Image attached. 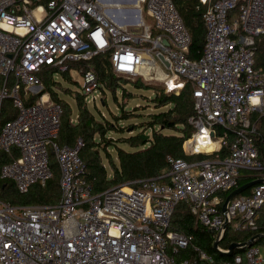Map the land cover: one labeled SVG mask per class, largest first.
Returning <instances> with one entry per match:
<instances>
[{
    "label": "built area",
    "instance_id": "built-area-1",
    "mask_svg": "<svg viewBox=\"0 0 264 264\" xmlns=\"http://www.w3.org/2000/svg\"><path fill=\"white\" fill-rule=\"evenodd\" d=\"M138 4L140 9L129 10L120 24L107 17L102 0H52L45 6L0 0V152L13 158L3 165L0 179L14 183L21 194L46 186L54 175L53 156L62 192L60 203L51 206H13L0 199V264H213L214 258L198 247V258L177 259L192 242L171 230L183 202L215 242L224 238L225 226L259 230L264 182L250 196L234 198L226 211L221 195L239 187L243 171L264 180L254 138L258 121L252 120L264 118V69L256 68L255 58L256 39L264 35V0H218L204 16L206 43L198 60L189 57L191 34L174 0ZM237 8L240 14L230 21ZM103 55H109L118 76L153 78L160 72L170 93L190 85L195 102L190 123L196 130L190 140L201 135L205 144L218 143L212 156L227 141L216 128L233 131L230 155L192 163L168 157L170 168L163 176L95 194L80 155L83 140L75 146L58 142L62 106L48 93L30 106L25 98L42 91L45 68L70 73L73 66ZM76 71L87 104L104 97L93 66ZM8 100L16 117L1 126ZM188 141L187 156L203 154ZM263 248L254 245L228 264H264Z\"/></svg>",
    "mask_w": 264,
    "mask_h": 264
},
{
    "label": "trees",
    "instance_id": "trees-1",
    "mask_svg": "<svg viewBox=\"0 0 264 264\" xmlns=\"http://www.w3.org/2000/svg\"><path fill=\"white\" fill-rule=\"evenodd\" d=\"M34 1L35 6H45L52 0ZM217 1L210 0L207 4H203L200 0H174L184 24L191 34L192 43L189 57L193 60H198L203 53L206 43L204 16ZM239 14L240 9L237 8L230 13L229 20L232 21ZM255 58L256 68L264 69V35L256 39ZM89 66H93L99 76L103 95L105 96L108 92L112 93L114 100L119 105L120 116L114 117L115 122L119 123L122 120L136 118V115H139L135 112L138 110L129 111L123 106L122 101L124 99H134L135 95L127 89L126 86L128 84H132L136 90L154 91V97L149 100V103H153L156 109L160 110L157 113L149 114V122L145 126L147 131H151L150 137L143 134H135L122 138L124 145L136 149L132 153L127 152L117 145V143H120L118 140L107 137L109 132L123 133L124 131L120 130L110 120H98L88 108L84 94L77 93L74 95L70 90L63 89L61 84L53 78L54 73L57 71L52 67H47L40 73L42 91L38 95H28L25 98V103L28 106L33 105L42 95L48 93L54 103L62 106L64 114L58 142L62 146H75L79 139L83 140L84 146L80 155L85 164L86 177L92 184L95 194H100L119 185L163 176L164 172L170 168L168 157L184 159L192 163L213 158L225 159L230 155L236 134L233 131H225L222 128L216 129L221 135L227 134V141L217 153L212 156L206 154L187 156L185 154L184 144L192 139L196 133L195 128L190 123V119L195 116V102L190 85H187L180 92L170 93L165 91V89L160 90L161 88L153 87L151 84L141 81L131 83L127 80V77L118 76L113 72L109 55L97 57L89 62H82L73 66V68L76 70L84 69L85 71ZM60 73L64 74V77L70 82H73L68 75V71ZM58 89H62L66 95H73L78 109L76 120H74L71 105L61 99L58 95ZM121 89V103H119L117 93ZM103 103L107 105L104 97ZM15 117L16 111L8 100L4 103L1 126ZM252 120L254 122L258 121V128L254 138L261 159L264 161V118L258 120L256 115H254ZM164 131H169V133H164ZM190 143L193 144V140L191 142L188 141L187 144ZM111 146L115 147L118 164L114 161L111 154L108 153L107 149ZM217 148L219 146L212 147L209 150L203 149L205 152H199L209 153ZM101 150L107 156L106 159L113 172L111 176H109L108 169L105 166ZM13 157L17 158L18 153L15 152ZM12 160L11 156L0 153V172L3 165L12 162ZM51 168L54 175L46 186H34L27 194L19 193L14 183L0 179V199L13 206H51L59 204L62 197L60 170L57 160L53 156L51 158ZM255 175L253 172L243 171L238 186L240 187L257 180ZM252 191L253 188H250L241 195L250 196ZM228 195H224V202ZM258 224L260 228L257 232H239L230 225L224 238L219 243V247L228 250L233 243H245L257 234H264V207L261 209V218ZM171 230L186 234L192 238L190 247L177 257L178 260L198 258L199 254L195 251V247L212 256L214 258L213 264L231 263L235 255L243 254L246 251L243 249L235 250L232 256L218 252L214 248L215 238L213 233L196 225L195 216L191 212L190 205L184 202L180 203L175 210L171 221ZM256 245L264 246V239L257 241Z\"/></svg>",
    "mask_w": 264,
    "mask_h": 264
},
{
    "label": "rangeland",
    "instance_id": "rangeland-1",
    "mask_svg": "<svg viewBox=\"0 0 264 264\" xmlns=\"http://www.w3.org/2000/svg\"><path fill=\"white\" fill-rule=\"evenodd\" d=\"M112 5H117V3H113ZM108 7H111L112 9H117V8H114V6H108ZM120 8L128 9V10H139L140 9V7L138 6V3H134V2H128V3H123V4L121 3ZM103 9L104 10L106 9L105 5H103ZM109 11L111 12V10ZM105 13L108 16L110 14V13L108 14L107 11H105ZM68 75L72 78L73 82H77V83L70 82L66 77H64V74L60 72H55L53 78L61 84L63 89L70 90L74 95L77 93L81 94L83 92L82 91L83 78L81 74H79L75 69L72 68V71L68 73ZM162 78L163 76L159 72V73L154 74L153 78H150L149 76H145V75H140V76H137L136 78H127V80L131 83L135 81H141L147 84H151L153 87L161 88L160 90L165 89V91H167L166 85L162 81ZM126 87L129 91L133 92L135 95H134V99H131V100L124 99L122 101L123 106L125 107L126 110H129V111L133 109L138 110V111H135L136 114H139V115H136L137 116L136 118H131L129 120H122L119 123L115 122L114 117L120 116V108H119L118 103L114 100L113 94L110 92H108V94L104 96L107 102V105L103 103V98H101L102 96L101 94L95 103L94 102L88 103V108L91 110V112L96 116L98 120H101V121H103V119L110 120L113 124H116L117 127L120 128V130L124 131L123 133H117L114 131L109 132L107 137L109 139L111 138L113 140H118L120 142V143H117L119 147H122L127 152L132 153L136 149L130 146L124 145L122 143V140H123L122 138H125V137L127 138L135 134H143L145 136L150 137L151 131L149 130L147 131L146 126H145L146 123L149 122V114L157 113L160 110L156 109L153 103H149V100L154 97V91L136 90L132 84H128ZM58 91H59L58 95L61 97V99L67 101L71 105L72 110H73L74 120H76L78 109H77L76 101L73 95H66L62 89H58ZM121 95H122V89L119 90L117 93L119 103H121ZM164 133H169V131H164ZM191 141L192 140H190V142ZM193 145H195L194 139H193ZM107 150H108V153L111 154L114 161L118 164L115 147L111 146ZM203 152L205 151L203 150ZM211 152L212 151H210L209 153ZM101 155L104 158L105 166L108 169L109 176H111L113 174V172L111 171L112 169L110 168L109 163L106 159L107 156L102 150H101ZM243 196L245 195L240 194L238 197L240 198ZM263 251H264V248H263Z\"/></svg>",
    "mask_w": 264,
    "mask_h": 264
},
{
    "label": "water",
    "instance_id": "water-1",
    "mask_svg": "<svg viewBox=\"0 0 264 264\" xmlns=\"http://www.w3.org/2000/svg\"><path fill=\"white\" fill-rule=\"evenodd\" d=\"M139 0H135L134 2H138ZM137 13H140L139 11H137ZM140 20H133L131 23L134 24V23H139ZM165 44H168V42H165ZM163 61L164 59L161 58ZM166 65H168L166 63ZM203 154H206V155H211V153H203ZM264 180L263 179H258V180H254L250 183H247L243 186H240L238 187L236 190H234L227 198L225 204H224V207H223V210L226 211L227 210V206L228 204L234 199L236 198L237 196H239L240 194L244 193L246 190L250 189V188H253L254 186L258 185V184H261L263 183ZM228 227L225 226V229H227ZM261 239H264V235L263 234H259V235H256L254 236L252 239H250L248 242H245V243H233L229 246L228 250L229 252H222L220 249H219V241H216L214 243V248L222 253V254H225L227 256H232L235 252V250H238V249H243L244 251L247 250L248 248H251L253 247L254 245H256L257 241L261 240Z\"/></svg>",
    "mask_w": 264,
    "mask_h": 264
},
{
    "label": "bare ground",
    "instance_id": "bare-ground-1",
    "mask_svg": "<svg viewBox=\"0 0 264 264\" xmlns=\"http://www.w3.org/2000/svg\"><path fill=\"white\" fill-rule=\"evenodd\" d=\"M122 2H124V3H128V2H134L135 0H121ZM104 2V1H103ZM122 2H117V5H112V6H114V8H117V9H112L111 10V15H113V17H115V18H117L118 20H121L122 19V17L124 16V14H126L127 12H129V10L128 9H122V8H120V4L122 3ZM105 3H107V2H105ZM104 3V4H105ZM123 4V3H122ZM108 6H111V5H106L105 4V7H108ZM125 6V5H124ZM138 6H139V4H138ZM140 7V6H139ZM125 8V7H124ZM112 18V17H111ZM154 76V75H153ZM159 77V76H158ZM205 138H202V136L201 135H196L195 136V138H194V141H195V145H197V151L199 152V151H203L202 149H205V150H209V149H211L212 147H215V146H219V144L218 143H215V142H210V143H208V144H205ZM215 151V150H214ZM214 151H212V152H214ZM211 152V153H212Z\"/></svg>",
    "mask_w": 264,
    "mask_h": 264
},
{
    "label": "crops",
    "instance_id": "crops-1",
    "mask_svg": "<svg viewBox=\"0 0 264 264\" xmlns=\"http://www.w3.org/2000/svg\"><path fill=\"white\" fill-rule=\"evenodd\" d=\"M103 1H104V2H103ZM118 1H119V2H122L121 0H102V4H103V5H105V4L108 5V4H109V5L112 6L113 3H117ZM105 2H107V3H105ZM104 3H105V4H104ZM122 3H124V2H122ZM134 3H138V2H134ZM109 10H112V8H111V7H106L105 11H107L108 14L111 13ZM111 14H112V13H111ZM111 14H109V16H108L107 14H106V15H107L108 18H110V19H112V20H114V21H117V22L120 23V24H121V22H123L122 20H118L117 18L113 17V15H111ZM111 17H112V18H111ZM146 19H147L148 22H150V19H149V18L146 17ZM122 24L125 25V24H127V22H124V23H122ZM225 195H226V194H225ZM221 197L224 198V195H221Z\"/></svg>",
    "mask_w": 264,
    "mask_h": 264
}]
</instances>
